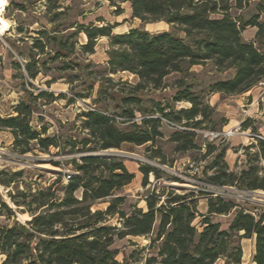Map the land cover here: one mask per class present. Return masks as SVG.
Masks as SVG:
<instances>
[{
    "label": "trees",
    "instance_id": "obj_1",
    "mask_svg": "<svg viewBox=\"0 0 264 264\" xmlns=\"http://www.w3.org/2000/svg\"><path fill=\"white\" fill-rule=\"evenodd\" d=\"M10 5L21 12L42 0H15ZM113 4L114 0H109ZM128 3L132 18L141 21L143 28H132L123 34H115L110 25L81 26L73 35L84 33L87 42L80 46L81 52L94 54L96 42L108 38L110 49L105 68L106 83H112L110 76L128 73L137 79L132 93L122 95L114 109L106 102H116L104 84L99 85L97 102L104 106L95 107L81 115L82 128L87 137L82 139L80 153L85 154L79 161L71 160L76 173L62 189L64 196L56 197L53 185L34 195L30 203L18 201L12 197L17 211L24 214L27 207L31 221L26 224L15 221L13 225L0 228V252L6 257L4 264H139L135 254L119 261V252L112 246L116 239L128 237L150 238V247H155L156 256L146 259L145 264H217L225 260L226 264H242L243 248L241 240H254L253 264H264V215L237 210L232 203L221 198L207 199V214L198 211L194 193L177 194L167 191L168 197L160 203L162 195H151L146 199V210L134 209L130 214L120 208L124 198H115L105 211H93L95 203L105 200L135 178L121 159H107L95 156L99 151L120 149L125 144L154 146L162 137V120L184 123L185 127H199L206 118V109L202 100L193 92L196 86L191 69L211 63L218 72L231 71L228 80L217 81L211 87L212 92L225 95H241L249 92L264 79V0H119ZM254 5V14L245 19L239 13ZM163 23L168 30L150 32L147 25ZM74 28V27H71ZM248 28H256L253 41H247L243 33ZM55 25L48 33L38 32L40 39H33L32 49L42 55L52 46L51 61L70 58L74 44L64 40ZM20 30V29H19ZM45 66V63H42ZM40 61L35 56L23 65L29 79L44 74L38 69ZM21 69L19 63H15ZM82 73L86 66L75 63ZM172 74L182 76L175 85L172 103L188 102L190 109L173 112L168 103L152 101L146 105L140 93L166 89V79ZM26 80V79H25ZM48 81L47 83H54ZM93 90V87H90ZM26 97L14 108L15 117L3 118L0 115V133L9 131L13 136V149L21 155L32 151L35 143L41 151L54 147L60 153L73 152L74 147L59 142L58 137L42 138L47 129L36 131L32 126L34 102L45 96L26 93ZM82 98L83 95H79ZM91 98V97H88ZM173 105V104H172ZM137 114L141 120L136 121ZM159 114L160 117H155ZM202 119H198V118ZM251 120L242 127L249 129ZM195 134L175 132L170 140L177 143V151L196 149ZM255 158L264 160V140H257ZM208 144L207 156L213 152ZM69 150V151H68ZM225 150L217 151L209 168L214 173L207 177V184L216 187H239L242 191H264V176L258 166L250 165L239 175L227 171ZM154 155L153 157H157ZM144 175L143 185L148 184V176L160 178V171L151 167H141ZM23 171L11 174L9 181L3 177L10 174L0 172V184L17 186V179ZM17 188V187H16ZM81 192V198L76 196ZM203 195V194H201ZM19 196L27 197L19 192ZM32 204H36L32 209ZM9 215L13 210L1 203ZM236 215L227 230L220 223L213 222L214 216ZM118 216L120 228L107 226L108 218ZM199 219L198 225L196 221Z\"/></svg>",
    "mask_w": 264,
    "mask_h": 264
},
{
    "label": "rangeland",
    "instance_id": "obj_2",
    "mask_svg": "<svg viewBox=\"0 0 264 264\" xmlns=\"http://www.w3.org/2000/svg\"><path fill=\"white\" fill-rule=\"evenodd\" d=\"M15 1L21 3L20 0ZM30 1L34 2L35 0ZM8 5L6 13L0 14L10 23V29L3 34L0 33V115L3 118L15 117L14 108L26 97V93L35 97L39 92H44L47 96L34 102L36 110L33 113L32 126L36 131L46 128L47 133L42 138L56 136L63 145L67 143L68 146H73L74 151L60 153L54 147L47 151H41L33 143L31 144L32 151L21 155L13 149L11 133L9 131L0 133V172L10 174L3 179L9 181L11 174L20 171L24 173L16 180L17 186L0 184V228L11 226L15 221L22 224L31 221L29 209L22 208L25 213H19L12 202V197L21 203L23 201L30 203L33 201L34 195L52 186L57 179L60 183L53 185L52 192L56 190L58 199L64 196L62 189L68 184L65 174L76 173L70 161L74 159L79 161L80 157L85 155L79 152L82 147V139L87 137V131L82 128L83 118L81 115L88 110H94L95 107L105 105V103L97 102L95 104L94 102L95 99H98L99 85L104 84L106 88L111 89L109 91L116 97V102L108 100L106 104L109 108L114 109L120 96L131 94V87L137 83V79L128 73L110 76L112 83H106L105 78L109 77L105 74L108 61L107 52L110 49L109 39H98L95 53L85 54L80 49V46L87 42L85 34L73 35L75 33L73 31H78L81 26L110 25L115 26V34H123L132 28L144 27L141 21L132 18L130 5L119 0H114L113 4L109 0H42L33 4L28 12L16 10L10 5V1H8ZM254 5L255 3H251L250 8L239 15L249 19L254 14ZM261 22L264 23V18ZM55 25L58 27L59 35L74 44V49L70 58H60L52 62L50 60L51 57H54L51 53L52 46L46 50V54L49 56H45L33 50L32 45L33 39H40L38 32L44 30L48 33ZM145 28L150 32L168 30V26L163 23L147 25ZM33 56L37 61H40L37 68L43 69L44 67L45 73L39 74L35 79H29L23 65L30 62ZM15 63H19L21 69H17ZM42 63H45V66ZM75 63L86 66L84 73L75 66ZM191 72L194 74V78H190L188 82L194 81L196 86L193 88V92L202 100V107L206 109L207 113L203 123L199 127H185L184 123L170 124L162 120L160 129L162 137L157 139L154 146L147 144L138 147L125 144L120 149L94 153L95 156L102 158L121 159L135 178L129 185L116 191L112 197L97 201L93 211H105L115 198H124L123 206L120 209L127 214L136 208L146 210V199L153 194L162 195L165 189V195L161 198L160 203L168 197L167 191L177 194L194 193L198 211L206 215L207 205L204 200L211 197V194L202 190H208L206 187L208 185L207 177L214 173V170L209 166L216 157L217 151L220 150H225L224 161L228 172L239 175L250 165H253L258 166L261 169V176H264V160L258 161L254 156L257 150L250 148L251 145L256 144L257 140H263L258 137L264 138V120H251V127L243 128L240 121L248 118L243 113L242 104L237 102L240 99L214 93L211 90L217 81L228 80L232 72H218L211 63L205 66H195ZM181 78L182 76L179 74H172L166 79V89L140 93V97L146 105H150L152 101L161 103L163 106L169 103L173 112L190 109L191 104L188 102L172 103L175 85ZM52 80L55 82L47 83ZM90 87H93V90ZM259 93L257 85L254 96L259 97ZM79 95H83L85 98ZM244 99L247 101L248 98ZM245 101L243 105H246ZM141 117L137 114L135 120L140 121ZM155 117H160V115L156 114ZM238 129V133L229 138L220 136L211 139L213 134H223L229 130ZM175 132L194 133V143L197 148L185 152L177 151V143L170 140ZM243 132L249 133L250 136ZM209 143L212 144L213 152L207 156ZM158 154L161 155L160 158L159 156L153 157ZM141 167L158 169L160 178L156 179L154 175L150 174L148 184L143 185L144 175L140 171ZM257 191L264 192L263 190ZM19 192L25 193L27 197L19 196ZM222 193L223 200L235 205L237 210L252 212L257 218L258 214L264 215V205L255 202L253 196L240 190L239 187H229V190H222ZM76 196L81 198V192H77ZM201 200H203L202 204ZM1 203H6L13 210L14 215H9ZM32 205V209H34L36 204ZM235 215L236 212L233 211L226 216H214L212 220L215 223H220L223 230H227ZM198 222L199 219L196 221V225ZM106 225L120 228L118 216L108 218ZM154 237L155 234L150 238L116 239L112 249L119 252V261L135 254L134 257L138 263L145 264L146 259L156 256L155 247H150V240ZM241 245L244 251L242 264H253L254 242L243 239ZM1 256L0 252V258ZM217 264L226 263L225 260H220Z\"/></svg>",
    "mask_w": 264,
    "mask_h": 264
},
{
    "label": "crops",
    "instance_id": "obj_3",
    "mask_svg": "<svg viewBox=\"0 0 264 264\" xmlns=\"http://www.w3.org/2000/svg\"><path fill=\"white\" fill-rule=\"evenodd\" d=\"M264 18V16L261 18V20ZM257 33V29L256 28H248L245 30V32L243 33L244 38L247 41H253L255 39ZM256 91V87H254L252 90H250L249 92L245 93V94H241V95H234V96H230L232 98H236V99H240L238 102V104H242L243 107V113L247 116L246 118H248L249 120H253V121H258V119H262L264 120V98H260V97H255ZM244 98H248L247 101H245ZM245 101L246 105H243ZM246 119V120H248ZM245 119H242L240 122L243 124L245 121ZM248 131V130H247ZM247 136H250L249 133L246 134ZM206 202L207 205V199L204 200ZM203 200L200 201V203L202 204ZM207 209V207H206ZM258 215H263L258 214ZM254 242V240H251ZM255 251V249H254ZM254 254V252H253Z\"/></svg>",
    "mask_w": 264,
    "mask_h": 264
},
{
    "label": "built area",
    "instance_id": "obj_4",
    "mask_svg": "<svg viewBox=\"0 0 264 264\" xmlns=\"http://www.w3.org/2000/svg\"><path fill=\"white\" fill-rule=\"evenodd\" d=\"M8 1L7 0H0V14H3V13H6V10L8 8ZM258 88L260 90V95L259 97L260 98H264V79L258 84ZM169 123V122H168ZM239 131L238 130H229L223 134H213L211 136V139H216V138H219L220 136H224L226 138H229L231 136H234L235 134H237ZM244 134H247L246 132H243ZM259 139H263L262 137H258ZM73 173H66L65 174V180L68 182L69 180H71V177H72ZM208 190H202V191H206L207 193H210L211 194V197L213 198H221L223 199V193H222V190H229V187H216V186H212V185H207L206 186ZM236 189V188H234ZM230 190H233V189H230ZM216 191H219V192H216ZM249 195L253 196V200L257 203H260V204H263L264 205V192H261V191H246ZM253 215H255L253 213Z\"/></svg>",
    "mask_w": 264,
    "mask_h": 264
},
{
    "label": "bare ground",
    "instance_id": "obj_5",
    "mask_svg": "<svg viewBox=\"0 0 264 264\" xmlns=\"http://www.w3.org/2000/svg\"><path fill=\"white\" fill-rule=\"evenodd\" d=\"M10 29V23L7 19L0 16V33L3 34L7 32ZM243 257H244V251H243Z\"/></svg>",
    "mask_w": 264,
    "mask_h": 264
},
{
    "label": "water",
    "instance_id": "obj_6",
    "mask_svg": "<svg viewBox=\"0 0 264 264\" xmlns=\"http://www.w3.org/2000/svg\"><path fill=\"white\" fill-rule=\"evenodd\" d=\"M5 260H6V257L5 256H1V258H0V264H4Z\"/></svg>",
    "mask_w": 264,
    "mask_h": 264
}]
</instances>
